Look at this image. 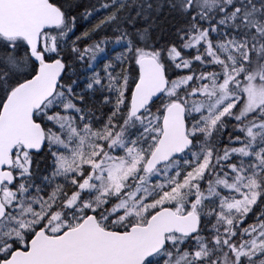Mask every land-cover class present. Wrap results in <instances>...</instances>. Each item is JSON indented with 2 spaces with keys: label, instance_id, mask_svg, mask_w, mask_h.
<instances>
[{
  "label": "snow or ice",
  "instance_id": "obj_1",
  "mask_svg": "<svg viewBox=\"0 0 264 264\" xmlns=\"http://www.w3.org/2000/svg\"><path fill=\"white\" fill-rule=\"evenodd\" d=\"M0 264H264V0H0Z\"/></svg>",
  "mask_w": 264,
  "mask_h": 264
}]
</instances>
